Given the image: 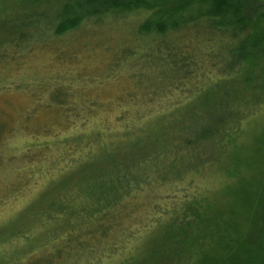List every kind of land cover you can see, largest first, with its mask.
<instances>
[{"label":"trees","instance_id":"1","mask_svg":"<svg viewBox=\"0 0 264 264\" xmlns=\"http://www.w3.org/2000/svg\"><path fill=\"white\" fill-rule=\"evenodd\" d=\"M177 1L176 10L123 34L105 58L106 76L76 75L57 81L48 94V105L63 109L68 122L105 113L116 114L118 125L108 118L98 131L58 145L53 161L68 162L31 208H44L64 231L41 253L17 252L16 264H80L84 257L100 264L103 254L130 239L139 242L140 252L119 264H149L157 255L141 253L147 236L166 240L158 251L173 252V261L159 264H180L178 250L194 249L192 241L210 251L202 258L188 255L190 264H264V127L257 128L264 124L263 0ZM86 2L89 9L82 13L67 5L58 14L54 35L75 31L92 17L121 22L145 5ZM214 29L226 44L216 50L210 46ZM221 50L225 57L215 55ZM125 63L140 68L127 80L132 89H120L116 100L77 95V83L104 86L109 72ZM123 102L140 110L118 112L128 105ZM161 102L159 112L141 110ZM252 142L257 146L249 147ZM35 150L48 159L53 148ZM195 176L215 187L195 191ZM2 262L13 261L0 254Z\"/></svg>","mask_w":264,"mask_h":264},{"label":"rangeland","instance_id":"2","mask_svg":"<svg viewBox=\"0 0 264 264\" xmlns=\"http://www.w3.org/2000/svg\"><path fill=\"white\" fill-rule=\"evenodd\" d=\"M143 2V7L121 16V22L110 15L92 17L77 30L56 36L55 19L58 14H64L67 5L79 13L84 12L89 9L86 0H0V254L12 260L11 264L19 260L18 253L20 257L30 251L41 253V249L47 245L51 248L54 240L64 231L55 227L56 222L44 208H31L48 189L51 180L62 174L68 162L55 164L53 161L54 155L58 153V145L79 135L98 131L101 123H107L108 118V123L115 122V127L118 125L116 114L108 117L105 113L100 117L94 113L89 119L83 117L68 122L63 109L54 111L48 105V94L57 81H68V78L76 75H89L92 78L106 76L105 58L116 51L123 34L136 30L148 19H153L154 15H164L181 5L177 0ZM262 3L261 13L264 14V0ZM79 4L82 5L81 10L77 9ZM179 14L180 11L175 18ZM201 22L205 26L207 21ZM260 24L264 29V18ZM199 33L204 34L201 31ZM211 35L210 46L214 50L226 45L224 39L217 40L219 32L216 29L212 30ZM215 55H223L222 50ZM156 57L153 58L157 64ZM123 65L124 68L122 66L113 73L109 72V80L104 86L91 84L84 87L82 82L77 83V95H96V98L116 100L120 96L116 94L120 89L128 90V85L132 89L127 80L133 71L136 73L140 68L139 64ZM119 78L126 82H119ZM162 105V102L155 103L152 107L143 106L141 110L159 112L163 109ZM95 107L100 108V104L96 103ZM123 110L136 113L140 107L128 104L121 106L118 112ZM260 115L264 120V109ZM260 126L257 128L264 127V124ZM39 145L53 148V151H47L48 159L39 157L37 150L33 152ZM256 146L253 142L249 145L251 148ZM80 154L77 158H80ZM193 179L195 191L212 190L215 187L211 179L205 180L200 176ZM149 231L152 233L154 230ZM165 241L156 236H147L141 241L143 256L157 255L156 260L149 264L170 261L173 253L169 252L171 249L167 253L162 248L160 251L156 248ZM197 242L192 241L194 249L187 250L184 246L178 250L181 256L178 263L190 264L187 257L190 254L202 258L203 253H209V249H199ZM138 244L134 239L127 240L121 243L119 251L117 249L113 254H103L97 261L100 264H119L140 252ZM173 251L177 253V247ZM88 261L84 257L80 264H89Z\"/></svg>","mask_w":264,"mask_h":264}]
</instances>
